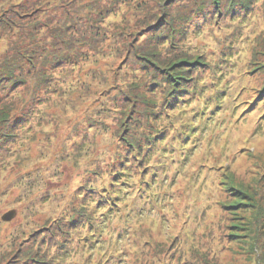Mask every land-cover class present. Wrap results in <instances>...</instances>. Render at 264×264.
<instances>
[{
  "label": "rangeland",
  "instance_id": "374dc122",
  "mask_svg": "<svg viewBox=\"0 0 264 264\" xmlns=\"http://www.w3.org/2000/svg\"><path fill=\"white\" fill-rule=\"evenodd\" d=\"M25 1L0 0V25L5 22L0 26V64L10 43L19 42L20 34L32 27L30 20L49 28L69 17L78 26L89 21L88 40L97 47H86L80 60L48 69L53 77L46 90V79L28 75L27 68L19 73L26 85L0 82V102L6 104L0 110L9 109V117L18 120L4 145L0 138V264L18 258H30L31 264L35 259L41 264H264V0L250 16L245 13L241 27L224 20V29L212 24L199 30L201 35L188 33L178 42L174 56L196 59L204 54L209 61V66L192 68L200 83L187 82L202 91L201 101L197 93L191 97L184 91L178 99L169 97H176L174 105L162 106L158 94L159 109L165 110L160 121L142 109L120 127L98 102L119 96L120 89L129 91L142 76L134 45H146L159 5L151 0H145V7L142 0H42L24 16L18 5ZM39 27V37L50 31ZM96 32L100 37L93 36ZM230 33L238 39L234 45L226 37ZM54 50L56 56L68 54L59 46ZM170 50L175 48L168 44L162 54ZM220 50L233 53L234 62L222 61L223 53L218 59ZM214 78H219L217 84L210 85ZM38 82L37 100L30 105V91L33 96ZM12 95L16 102L11 107ZM160 129L166 130L162 145L168 149L157 142L161 151L148 161L153 168L144 170L146 164L132 159L131 143ZM131 160L132 166H125ZM121 164L130 184L122 185L128 198L119 207L112 205L117 214L108 216L95 236L90 237L88 227L58 234L69 212L85 203L78 198L79 186L96 181L104 194L113 178L109 172ZM231 189L249 194L250 199L241 198L248 205L228 208L238 196ZM11 210L16 216L4 221ZM49 233L69 239L72 250L61 263L51 255L57 249ZM44 237L51 252L42 245Z\"/></svg>",
  "mask_w": 264,
  "mask_h": 264
},
{
  "label": "trees",
  "instance_id": "16d2710c",
  "mask_svg": "<svg viewBox=\"0 0 264 264\" xmlns=\"http://www.w3.org/2000/svg\"><path fill=\"white\" fill-rule=\"evenodd\" d=\"M41 1L42 0H26L24 3L18 5V10L24 13V16H29V13H26L29 11V7H32L35 4L38 5V3H40ZM142 1L143 2L141 4V7L149 5L148 1ZM151 1H155L159 5V7H157L159 8L160 12L158 17L155 19V21H157V24L155 26H152L147 32V36L144 40L146 45L137 46L140 42L137 45H134L137 50L135 52L136 57L138 58V60L142 61L136 62V64H139L141 66V69H143L142 76L135 83H133V86L129 89V91L125 92L124 89H120V97L115 95L112 96L113 98H110L108 96L106 97L107 99H102L98 102L102 109L108 111L106 113H110V115H108L109 117L107 118L114 119V124L119 125L118 127L125 124L127 120L133 121L134 116L136 114H139L142 109L146 113L150 114V117L153 120L160 121L165 114V110L162 111L161 109H159L158 105L160 104H158L156 100L158 94L163 97V100L161 102L162 106L164 105V103L165 105H174L176 97L178 99V96H180L179 93H184V91H190L188 93L189 95H191V97L198 96L197 99L201 101L202 91L197 90L196 85L189 86L187 82L190 80H194V82L200 83L201 78L199 76L194 77L195 74L193 73L194 70L192 68L199 65L209 66V61H207V58H204V54L198 55L196 59H191L189 57L179 58L177 56H174V54H178L176 52V50H178L180 47L178 42L180 41L181 43L183 39L185 40L188 33L192 34V32H194L196 35H201L202 33H198V31L203 30L204 27L211 26L212 24H214V27H218L220 30L224 29L222 25V22L224 20H230L232 24L237 25V27H241L240 22L242 21V17H244V15L246 14L250 16L253 13L255 7L258 6L260 0ZM87 7H91V4H87ZM78 9L79 8H77L76 11H78ZM30 23H32V27H29L28 31L22 32L20 34L19 42L10 43V49L1 61L0 82L5 86H12L14 84L21 86L26 85L28 81L27 79L25 80L22 77L24 73H19L21 70L24 71V69L27 68V73H29L28 75L35 76L37 77L36 79L43 76L46 79V83L43 86L46 90L49 87L51 79L53 77L52 73L48 71V69H54V65L56 64L63 65L62 63L64 61L71 62L74 59L80 60L84 56V50L86 47H97L92 40H88V34L90 33L92 27L89 21H84V25L78 26L75 24L73 18L69 17L59 20L57 22V26L54 28H49L47 24H35V21L32 20L29 21V24ZM39 25L47 26L48 30H50L46 36L39 37V35H41L42 33L40 32L41 27L38 28ZM0 26L4 27L5 22ZM31 28H33V30H31ZM107 33V30H105L103 34V40L107 39ZM233 33H230L228 36H226L231 37L229 40L230 45H234L238 42V39H236L235 36H231V34ZM75 34H77V36H75ZM51 35L54 38L53 44H50V40L52 39ZM117 35L120 38L123 37L119 33ZM93 36L100 37V34L96 32ZM134 38H136V34ZM28 39H31L30 43L27 42ZM87 41H90V43H85ZM168 44L169 46H173L175 48V51H167V53L164 55L162 54V49H167ZM81 45L82 48L79 49ZM83 45L85 46L84 48ZM57 46H59L60 50H62L63 53L68 52V54L56 56L54 47ZM62 46H64L65 48L62 49ZM228 47L230 50L234 49V46ZM223 51L224 50L219 51V58L217 56V52L215 53L218 59L221 58V54L223 53ZM128 55L130 57L131 53H128ZM53 57H58V59H53ZM51 58L53 60H51ZM234 60L235 56L233 53L222 54V61L234 62ZM132 64L134 65V63ZM225 70L230 71V67H227ZM225 70L223 71V73L225 72ZM218 79H212L213 81L210 83V85L217 84ZM39 82H42V80H39ZM39 82L35 86V92L33 96H31L30 91V98L28 100V102H30V105H33L35 103H32V101L37 100L35 99V95L39 91ZM15 87L13 88L14 90ZM5 88L6 87H3L2 89ZM28 90H30V88H28ZM170 96L176 97L169 99ZM216 96L218 100L221 99V96L218 95H215L213 97ZM18 98L20 97L18 96ZM15 102L16 100L12 95L11 104L9 103L10 106L12 107L13 103L15 104ZM106 103H108L109 105H105ZM0 105L6 104L0 102ZM4 108L5 107L0 110V123H3L2 127L0 128V138H3V142L1 141V144L3 145L6 142L5 138L11 137V130L14 132V129L16 128L18 122L17 119L12 120V118L9 117L10 110ZM166 108L169 109L168 106H166ZM132 111H134V114L131 113ZM202 115L205 116L207 115V113H201L200 116ZM8 121L11 122L10 125L5 126ZM164 131L166 130H156V132L153 134V130H150L149 133H144V138H135L137 135L134 136V138L137 139V142L135 141L131 143L134 144L132 159H136L137 157L138 163L143 162L144 164H146L144 170L148 171L149 168H153L148 164V161L152 160L153 155L159 154L158 152L161 151V146H164L162 145ZM179 132H181L185 136H188L185 131ZM157 142H160L161 146ZM1 146L2 145H0V147ZM163 149L168 148L164 146ZM184 149L187 150V148ZM168 155L169 151L165 153V158H168ZM132 163L133 160L125 163V166H132ZM123 166L124 164H121L119 168H115L109 172L108 176L113 178H111V181L109 183L110 186L103 187V189H107L104 194L101 193V187L97 185L96 181H86L83 185L79 186L78 198L85 203H82L81 207H74L73 210L69 212V218L63 221L64 224L60 226L58 234H70V227H74L78 230L80 229V227H88V230L91 231V233L89 234L90 237L95 236L97 230L101 229L108 222V216L117 214L116 212H114V207L112 205H115V207H119V203L122 202L123 199L126 200L128 198L127 196L123 195L127 194L128 190H126L122 185L130 184L128 182V169L126 170V168H124ZM154 175H156V173H154ZM227 177H229V175L225 178ZM231 190L234 191L238 196L236 198V204H227L228 208H232L234 206H240L241 208L243 207V205H248L242 202L241 198L245 197L250 199L249 194L243 191L238 192L234 189ZM91 193H93V195L91 196L90 201L89 195ZM101 194L102 197L98 198V196ZM85 213L87 218H85ZM80 214H82L84 218ZM261 217L262 213L256 218V220L258 221ZM47 238L55 239L54 234L52 233H49ZM85 239H83L82 242H85ZM42 241L43 247L51 252V247L48 246V243H45V237L42 238ZM67 241H69V239H65L64 236L62 239H60L58 235L56 236L54 244L56 245L55 248L57 249V252L55 254L52 253L51 255H53L54 258L57 259L58 263H61V259L64 256H67L66 253L71 252L72 250L70 243H66ZM253 246L255 247V242ZM44 254L46 255V252L43 253V256H45ZM28 260H19L18 258L15 263L31 264L30 262H28ZM34 262L35 264H41V262H39L37 259H35Z\"/></svg>",
  "mask_w": 264,
  "mask_h": 264
},
{
  "label": "water",
  "instance_id": "95a60500",
  "mask_svg": "<svg viewBox=\"0 0 264 264\" xmlns=\"http://www.w3.org/2000/svg\"><path fill=\"white\" fill-rule=\"evenodd\" d=\"M16 216V211L15 210H11V211H8L7 213H5L2 217V219L4 221H10L12 220L14 217Z\"/></svg>",
  "mask_w": 264,
  "mask_h": 264
}]
</instances>
